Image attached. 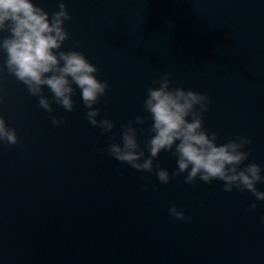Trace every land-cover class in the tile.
<instances>
[{
    "label": "water",
    "instance_id": "obj_1",
    "mask_svg": "<svg viewBox=\"0 0 264 264\" xmlns=\"http://www.w3.org/2000/svg\"><path fill=\"white\" fill-rule=\"evenodd\" d=\"M34 2L50 15L59 8V0ZM64 2L71 19L62 47L82 51L109 82L94 107L97 119L115 121L117 141L121 124L147 115L152 81L170 72L173 86L208 94L204 127L217 142L251 138L241 167L264 170V0ZM0 94V115L20 141L0 142V264H264V201L225 192L219 180L185 184L186 173L162 184L155 171L101 152L112 133L85 118L79 88L72 112L53 102L49 114L5 68ZM51 115L66 123L54 126ZM156 162L177 167L164 151ZM172 202L190 222L170 217Z\"/></svg>",
    "mask_w": 264,
    "mask_h": 264
},
{
    "label": "clouds",
    "instance_id": "obj_2",
    "mask_svg": "<svg viewBox=\"0 0 264 264\" xmlns=\"http://www.w3.org/2000/svg\"><path fill=\"white\" fill-rule=\"evenodd\" d=\"M70 19L64 0H59L58 10L51 15L34 0H0V54H5L0 71L6 68L22 82L49 114L53 112V102L72 112L73 96L79 88L85 118L102 133H112L115 121L107 116L97 119L100 109L94 107L107 95L109 82L97 77V66L82 51L62 47L70 36L65 27ZM171 75L163 72L152 81V85L158 86L147 88L143 100L147 115H137L121 124L120 139L117 141V134L112 133L111 142L100 151L138 172L155 171L162 184L186 173L185 184H195L197 178L207 184L219 180L225 192L247 191L256 201H264V190L257 188V184H264L261 165L251 162L241 167L251 155L250 148L245 150L252 143L251 138L237 134L218 143L219 134L204 127V115L210 103L208 94L182 85L173 86L176 82ZM45 87L51 97L45 95ZM3 100L0 94V103ZM149 119L151 125L143 128ZM51 121L57 127L66 123L64 117L55 115H51ZM141 132L147 136L143 144L138 139ZM0 142L20 143L16 129L8 126L3 115H0ZM162 151L176 157L177 167L171 173L156 162ZM256 207L255 202L248 205L250 211ZM168 213L175 220L192 219L174 202Z\"/></svg>",
    "mask_w": 264,
    "mask_h": 264
}]
</instances>
